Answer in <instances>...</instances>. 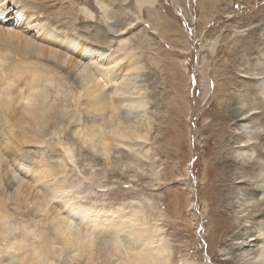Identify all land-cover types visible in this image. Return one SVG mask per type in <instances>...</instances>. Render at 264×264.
<instances>
[{
	"label": "rangeland",
	"instance_id": "374dc122",
	"mask_svg": "<svg viewBox=\"0 0 264 264\" xmlns=\"http://www.w3.org/2000/svg\"><path fill=\"white\" fill-rule=\"evenodd\" d=\"M71 2L76 7V26L83 29L80 32L89 45L120 56V67L128 64L122 72L127 78L125 84H119L116 92L111 84L116 79L110 82L106 74L100 76L103 88L98 86L96 96H101L106 107L118 105V97L124 104L141 100L143 109L122 106L119 116L143 138L111 141L107 163L87 142V147L82 144L74 129L86 128L93 121L99 124L102 117L87 108L84 95L70 92L78 89L81 77L64 65L58 68L62 75L57 78L59 86H50L59 91L49 97L55 102L60 99L61 105L56 107L60 112L53 113L48 124L54 125L45 127L47 138L35 146L59 167L58 177L65 179L82 203L123 211L126 214L119 218L122 222L133 218L136 226L148 229L153 240L161 238L168 248L166 264H235L231 255L237 239L231 235L241 224L234 209L241 202L238 193H245L246 188L235 179L234 171L241 170L233 171L235 167L230 162L231 151L241 139L235 118H230V98L252 100L248 108L254 109H249L247 115L253 117L243 124L253 136L247 155L260 165L264 162L257 150H263L262 141L254 138L263 116L261 109L255 108L258 84L242 70L261 69L264 73V0H152L140 9L136 0ZM215 40L217 46L212 51ZM230 46L238 50L240 59L235 52L230 55ZM255 46L259 47L258 54L251 52ZM245 56L249 58L247 62ZM45 61L55 66V59ZM107 109L111 113V108ZM54 127H58L56 136L73 148L75 165L81 173L76 167L70 168L71 161L65 166L61 148L49 146L56 137L49 133ZM99 140L95 142L97 146ZM249 166L244 173L257 180V163ZM3 167L0 163V189L13 192L15 185L12 178L2 175ZM8 208L18 218L17 225L24 224L28 212L14 210L11 205ZM221 219L227 224L218 230L216 225ZM38 223L41 232L42 221ZM112 223L115 225L114 220L106 225ZM117 228L113 237L126 242L129 228ZM103 232L102 229L96 239L108 247L113 237H103L108 235ZM52 252L48 261L52 264L85 262L84 258L69 256L60 245Z\"/></svg>",
	"mask_w": 264,
	"mask_h": 264
},
{
	"label": "bare ground",
	"instance_id": "6f19581e",
	"mask_svg": "<svg viewBox=\"0 0 264 264\" xmlns=\"http://www.w3.org/2000/svg\"><path fill=\"white\" fill-rule=\"evenodd\" d=\"M145 2L152 3V0H136L139 9ZM0 20L5 25L0 26V163L4 165L2 175L7 179L12 178V186L15 185L13 192L0 189V264H52L48 261L53 256L52 249L57 245L65 248L73 258H84V264H166L168 248L161 238L153 240L148 229L136 226L133 218L128 223L124 220L122 222L119 218L126 214L123 211L82 203L81 199L72 194L65 179L58 177L59 167L49 157H44L43 151L35 146L37 143L42 144L47 138L48 131L45 127L54 125L53 122L48 124L53 113L60 112L56 110L59 109L56 107L60 104V99L55 102L49 97L52 94L54 97L59 91L50 86H59L57 78L62 75L58 68L64 65L75 71L77 77H81L77 81L78 89L70 92L84 95L87 108L96 117H102L99 124L93 121L86 128L74 129V135L78 136L82 144L87 147V142L95 154L98 152L100 160L107 163L111 155V141L118 143L120 138L141 140L143 137L121 120L119 110L122 106L143 109L145 104L141 100H128L124 104V100L118 97V105H107L111 108L110 113L101 96L95 94L100 92L98 86L103 88L99 82L100 76L105 77L106 74L110 82L111 78L122 79V72L128 64L124 63L120 67V56L115 57L110 52L107 54L106 51L89 45L86 36L80 32L83 29L76 26V7L71 0H0ZM216 44V40L211 43L212 51ZM257 47L251 51L252 54H258ZM232 52L237 54V58H241L238 50L230 46V55ZM246 55L250 56L248 52ZM247 56L245 61L249 60ZM49 59H55L54 67L45 61ZM249 70L243 69L242 73L258 84V89L255 90L258 106L255 108L261 109L259 113L263 116L257 125L260 131L254 132V138L262 141L263 150L260 147L261 150L257 151L258 157L264 162V73L261 69L257 72ZM260 74L263 76L260 77ZM116 80L111 84L117 92L118 85L125 84L127 78L117 80L119 82ZM73 98L76 99L75 94ZM239 100V97L230 98V118H235L240 129L237 136L243 139L236 141L238 146L231 151L230 162L235 167L233 171L241 170L234 171L235 179L237 183L245 185L246 192L238 193V196L241 194V202L236 209L233 206L239 215L238 223L241 226L231 235L233 239H237L231 259L235 264H264V172L261 171L264 163L260 162L258 165V161L250 160L247 155L251 145L249 141L253 136L250 128L244 124L248 118L253 117L247 115L251 109L248 104L252 100ZM56 128L49 131L52 137L59 135ZM99 138L98 147L95 142ZM49 146L61 148V159L65 166L71 161L70 168L78 169L73 158L74 150L68 143L56 136ZM251 162L257 163V180H252L251 176L244 173ZM77 172L81 173L79 169ZM82 177L87 178L84 175ZM73 203L85 205L86 208L77 210L72 207ZM9 205L19 212L21 209L28 212L24 224L17 225L18 218L12 216ZM40 220L41 225L43 224L42 233L38 230ZM113 220L115 225H106ZM226 224L221 219L217 222V229L222 230ZM117 227L129 228L126 242L113 237L112 234L118 231ZM102 229L108 234L103 237H113L108 247L96 239ZM154 242L159 243L153 246ZM221 250L225 255V250Z\"/></svg>",
	"mask_w": 264,
	"mask_h": 264
},
{
	"label": "snow or ice",
	"instance_id": "6c2138e0",
	"mask_svg": "<svg viewBox=\"0 0 264 264\" xmlns=\"http://www.w3.org/2000/svg\"><path fill=\"white\" fill-rule=\"evenodd\" d=\"M3 19H6V17H4ZM0 26H5L3 24V20H0ZM69 200H71V197H69ZM72 207H74L77 210H84L86 208L85 205H79V204H75V203H73Z\"/></svg>",
	"mask_w": 264,
	"mask_h": 264
}]
</instances>
